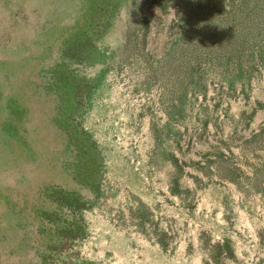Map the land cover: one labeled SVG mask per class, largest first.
Listing matches in <instances>:
<instances>
[{"label": "rangeland", "instance_id": "374dc122", "mask_svg": "<svg viewBox=\"0 0 264 264\" xmlns=\"http://www.w3.org/2000/svg\"><path fill=\"white\" fill-rule=\"evenodd\" d=\"M0 264H264V0H0Z\"/></svg>", "mask_w": 264, "mask_h": 264}, {"label": "trees", "instance_id": "16d2710c", "mask_svg": "<svg viewBox=\"0 0 264 264\" xmlns=\"http://www.w3.org/2000/svg\"><path fill=\"white\" fill-rule=\"evenodd\" d=\"M68 196H69V194L64 195L63 198H65L66 201H67L70 205H75V206H77V207H82V206H83L84 203H82V201H80V198H79L78 196L74 195V196L72 197V199H70V200H69ZM48 215H51V214L49 213Z\"/></svg>", "mask_w": 264, "mask_h": 264}]
</instances>
